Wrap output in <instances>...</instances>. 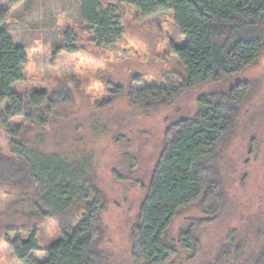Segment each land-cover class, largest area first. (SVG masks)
I'll return each mask as SVG.
<instances>
[{
	"label": "rangeland",
	"instance_id": "obj_1",
	"mask_svg": "<svg viewBox=\"0 0 264 264\" xmlns=\"http://www.w3.org/2000/svg\"><path fill=\"white\" fill-rule=\"evenodd\" d=\"M102 4L123 34L99 47L84 23L81 0H24L14 6L0 0V11L8 12L1 29L28 57L22 81L12 87L25 100L22 115L8 119L9 102L0 106V264H19L7 238L36 232L41 251L34 257L43 262L46 251L78 227L84 205L55 215L41 198L46 178L33 175L32 165L40 171L62 163L81 181H95L108 201L103 248L111 264H136L130 234L167 129L192 118L201 95L239 83H249L254 94L222 157L226 202L217 217L197 206L184 209L169 236L178 242L191 229L198 233L199 255L182 252L175 264H219L226 248L241 252L228 264H252L264 244V57L226 83L184 92L175 105L146 113L132 106L131 95L148 87L178 88L188 80L173 52L187 38L172 12L145 18L131 5ZM117 87L123 97L109 106ZM37 94L47 98L34 106L28 99Z\"/></svg>",
	"mask_w": 264,
	"mask_h": 264
},
{
	"label": "trees",
	"instance_id": "obj_2",
	"mask_svg": "<svg viewBox=\"0 0 264 264\" xmlns=\"http://www.w3.org/2000/svg\"><path fill=\"white\" fill-rule=\"evenodd\" d=\"M24 0H10L12 6ZM103 0H81L83 20L99 46H109L122 37L123 29ZM131 5L143 17L172 12L176 26L187 38L173 49L185 67L188 80L178 87H148L130 97L132 106L146 112L168 108L184 92L202 86L220 85L256 65L264 57V0H111ZM7 11H0V106L6 101L7 118L22 115L25 100L12 90L22 81L28 57L1 29ZM71 42V41H70ZM72 47V46H71ZM70 53L74 49L69 50ZM121 87L113 88L109 106L123 97ZM254 91L249 83L227 90L203 94L192 118L183 119L167 129L164 146L151 175L146 198L130 234L131 255L136 264H175L182 252L200 253L198 233L193 229L175 242L170 229L184 209L201 208L217 217L226 202L222 157L237 135L246 105ZM46 94L28 101L39 106ZM33 166V175L46 180L42 202L55 215L63 216L77 205L85 214L78 227L65 233L47 251L43 262L34 254L41 251L36 232L29 238H7L19 264H111V255L103 248L106 230L103 215L108 201L95 181H81L65 163L55 170ZM82 182V183H80ZM46 215V214H43ZM232 248L222 251L219 264H228ZM191 258V259H192ZM252 264H264V244Z\"/></svg>",
	"mask_w": 264,
	"mask_h": 264
}]
</instances>
